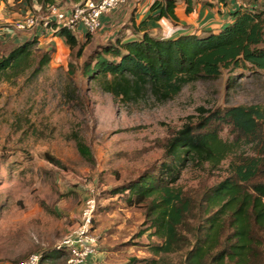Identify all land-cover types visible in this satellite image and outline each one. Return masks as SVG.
<instances>
[{
    "label": "rangeland",
    "instance_id": "1",
    "mask_svg": "<svg viewBox=\"0 0 264 264\" xmlns=\"http://www.w3.org/2000/svg\"><path fill=\"white\" fill-rule=\"evenodd\" d=\"M257 4L264 9V0ZM12 7L7 8L9 14L23 6L15 2ZM132 13L121 30L130 27ZM33 34L13 32L0 41V54L6 55ZM43 36L38 37L31 58L45 50L54 52L41 71L32 77L35 58L20 76L0 80V264H15L31 253L61 250L64 236L78 223L88 187L94 189L97 208L93 231L99 240L94 263L130 264L131 258L151 257L149 246L159 240L145 230L146 203L130 206L116 196L105 199L107 191L163 161L161 141L195 120L199 107H264V75L225 69L218 79L188 84L167 101L151 94L120 101L102 89L101 80L81 73L82 63L109 38L99 32L90 34L83 56L75 59L63 38ZM72 130L80 131L93 163L79 154L70 137ZM221 136L232 139L225 131ZM242 151L250 152V146L237 149ZM46 155L60 164L49 162ZM230 159L215 168L188 164L177 184L195 195L226 175ZM185 251L163 257L179 264ZM67 257L52 264H66Z\"/></svg>",
    "mask_w": 264,
    "mask_h": 264
},
{
    "label": "trees",
    "instance_id": "2",
    "mask_svg": "<svg viewBox=\"0 0 264 264\" xmlns=\"http://www.w3.org/2000/svg\"><path fill=\"white\" fill-rule=\"evenodd\" d=\"M80 1L14 0L11 6L17 2L23 7L16 13H33L36 5L43 8ZM178 1L153 0L151 13L141 22L136 24L133 18L130 27L119 30L87 57L81 66L82 75L101 80L102 89L120 101H133L145 94L167 101L188 84L218 79L225 69L264 75V47L260 46L264 43V9L258 0L233 11V21L219 29L169 38L148 30L147 22L161 17L177 23ZM185 2L189 12L191 0ZM45 32L12 46L6 55L0 54V80L20 76L35 58L32 77L41 71L54 51L44 49L38 57L31 56L38 37L46 36ZM90 34L61 28L56 36L65 40L70 56L79 59ZM68 65L74 72L73 63ZM198 111L195 120L185 122L161 141L163 161L107 191L105 199L116 196L130 206L146 203L145 230L159 240L149 246L151 257L131 258L130 264H174L163 254L185 249L179 264H264V107H199ZM224 131L231 140L222 138ZM70 137L81 157L93 163L92 151L80 131L72 130ZM242 145L250 146L251 151L237 152ZM46 158L60 164L55 157ZM228 158L226 175L195 195L177 184L188 164L215 168ZM61 257H67L65 250H52L42 255V261L52 264Z\"/></svg>",
    "mask_w": 264,
    "mask_h": 264
},
{
    "label": "built area",
    "instance_id": "3",
    "mask_svg": "<svg viewBox=\"0 0 264 264\" xmlns=\"http://www.w3.org/2000/svg\"><path fill=\"white\" fill-rule=\"evenodd\" d=\"M240 7H247L246 0H237ZM127 0H81L69 5L62 3L48 4L43 7L35 6V12L15 13L13 17L6 13L3 22H0V37L13 32L36 33L46 31L50 36H56L61 28H66L74 34L95 33L101 28L103 15L124 5ZM9 12V11H8ZM11 14V13H10ZM161 35L172 37L180 27L173 24L168 18L161 17ZM87 197L83 202L78 223L71 227L64 236L62 245L68 253L66 264H81L94 254L98 247L99 237L93 231V217L95 210L94 189L87 188ZM15 264H48L42 261V255L31 253L24 260Z\"/></svg>",
    "mask_w": 264,
    "mask_h": 264
},
{
    "label": "crops",
    "instance_id": "4",
    "mask_svg": "<svg viewBox=\"0 0 264 264\" xmlns=\"http://www.w3.org/2000/svg\"><path fill=\"white\" fill-rule=\"evenodd\" d=\"M130 0L123 6L112 10L111 12L103 15L101 18V28L97 31L101 33L104 38L113 37L115 33L121 30L124 26L126 17L131 16L132 9L136 8L134 14V21L141 22L150 12V5L153 0ZM9 5H14V0H2L0 2V22L8 13ZM187 3L185 0H179L175 13L177 15V23H172L180 27L172 37H176L181 33H202L210 29H219L229 22L233 21L231 13L238 9L240 6L237 0H191L190 11H186ZM9 14V13H8ZM17 14V13H16ZM15 13L9 14L13 17ZM18 15V14H17ZM228 15V18L226 17ZM148 30L153 31L155 34L161 35L162 26L158 20H149L147 22ZM128 29V28H127ZM96 33V32H95ZM128 37L130 30H126ZM12 33L0 37V41L6 40ZM12 37V36H11ZM45 38H50L46 36ZM48 40V39H47ZM95 257H89L81 264H95Z\"/></svg>",
    "mask_w": 264,
    "mask_h": 264
}]
</instances>
